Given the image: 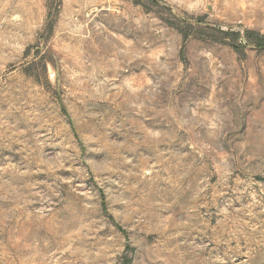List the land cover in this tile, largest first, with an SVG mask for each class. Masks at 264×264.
I'll return each instance as SVG.
<instances>
[{
	"label": "rangeland",
	"instance_id": "1",
	"mask_svg": "<svg viewBox=\"0 0 264 264\" xmlns=\"http://www.w3.org/2000/svg\"><path fill=\"white\" fill-rule=\"evenodd\" d=\"M0 264H264V0H0Z\"/></svg>",
	"mask_w": 264,
	"mask_h": 264
}]
</instances>
